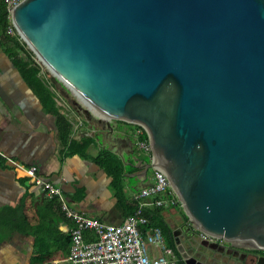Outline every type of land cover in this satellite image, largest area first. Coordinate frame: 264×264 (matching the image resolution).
Wrapping results in <instances>:
<instances>
[{"label": "water", "instance_id": "1", "mask_svg": "<svg viewBox=\"0 0 264 264\" xmlns=\"http://www.w3.org/2000/svg\"><path fill=\"white\" fill-rule=\"evenodd\" d=\"M13 18L103 131L145 129L197 230L264 250V0H22Z\"/></svg>", "mask_w": 264, "mask_h": 264}, {"label": "crops", "instance_id": "2", "mask_svg": "<svg viewBox=\"0 0 264 264\" xmlns=\"http://www.w3.org/2000/svg\"><path fill=\"white\" fill-rule=\"evenodd\" d=\"M69 108L73 115L72 118L69 115L73 139H92L88 158L68 156L63 150L55 118L43 110L12 57L0 44V210L23 203L35 217L34 225L40 227L34 236L15 233L8 241L0 242V264H32L37 254L47 257L44 264H62L67 262L70 246L69 220L61 214L50 213L46 196L7 158L36 167L38 175L62 190L71 207L106 224L119 225L126 216L113 195L112 178L92 160L100 149H108L122 161L123 185L128 198L151 183L148 171L152 168H146L145 155L135 144L134 126L112 121L113 133L108 132V139L101 136L98 139V128L89 117L81 119L74 112L76 107ZM168 211L163 212L165 220ZM173 236L175 239V229ZM35 238L41 240V247L35 246Z\"/></svg>", "mask_w": 264, "mask_h": 264}, {"label": "built area", "instance_id": "3", "mask_svg": "<svg viewBox=\"0 0 264 264\" xmlns=\"http://www.w3.org/2000/svg\"><path fill=\"white\" fill-rule=\"evenodd\" d=\"M21 2L22 0H6L8 20L6 34L17 37L26 45L16 29L13 18L14 10ZM33 61L39 70L38 75H45L42 62L37 56H34ZM127 124L134 126L133 137L137 148L148 158V163L156 164L157 159L145 129L136 124ZM144 132L147 139L140 140ZM6 160L31 180L47 199H56L62 215L71 223V244L66 260L68 264H178L172 249L166 247L161 230L154 227L146 228L148 219L144 215L145 209L153 207L169 209L179 206V200L160 167L152 168L153 182L132 195L136 210L121 224L112 225L89 218L71 207L62 190L38 175L36 167L24 166L9 158ZM87 234L93 239L86 241ZM199 239L202 242H218L217 238L203 232L199 234Z\"/></svg>", "mask_w": 264, "mask_h": 264}, {"label": "trees", "instance_id": "4", "mask_svg": "<svg viewBox=\"0 0 264 264\" xmlns=\"http://www.w3.org/2000/svg\"><path fill=\"white\" fill-rule=\"evenodd\" d=\"M7 25L8 20L6 13V0H0V44L12 57L19 74L28 85V87L33 91L35 96L38 98L41 106L43 107V110L55 118L58 137L63 150L67 153L68 156L78 155L81 158H88V149L92 139H73L70 119L66 114H62L60 112V107L57 106L55 84H53L50 79H47L45 75H38L39 70L34 64L33 53L29 49H26V45L24 43H21L17 37H11L6 34ZM59 97L62 98L61 95H59ZM70 107L72 108V106ZM74 112L80 114L76 110V108ZM146 139L147 135L144 132L140 140ZM92 160L95 164L104 169L106 174L112 178L111 187L117 203L121 206L126 217L131 215L136 210V204L133 199L128 198L125 193L123 185V163L120 158L110 152L108 149H100L96 156L92 158ZM145 161L146 163H148L149 160L147 157H145ZM46 207L49 208L50 213H58L62 215L60 206L56 199H48ZM176 209H178V207H176ZM164 211L165 209L163 208L155 207L145 209L144 215L148 219V225L146 226V228H159L162 232L166 247L172 249L175 257L178 260L177 263L184 264V261L182 260V257L175 243L173 229L164 218ZM183 216L185 221H187V217L184 214ZM33 218L35 217L29 214L28 208H26L23 203L13 208L5 207L1 209L0 242L3 243L8 241L9 238L15 233H20L24 236H34V234L38 232V228L40 227L39 225H34V222L32 221L34 220ZM86 236H88V234ZM86 236V241H90L93 239L90 236ZM68 244H71L70 236L68 237ZM37 245L41 247L43 243L40 239L35 238V246ZM249 253L264 256V251L261 250L252 249L249 250ZM46 258L47 257L43 254H37L32 258V264H44L46 262Z\"/></svg>", "mask_w": 264, "mask_h": 264}, {"label": "rangeland", "instance_id": "5", "mask_svg": "<svg viewBox=\"0 0 264 264\" xmlns=\"http://www.w3.org/2000/svg\"><path fill=\"white\" fill-rule=\"evenodd\" d=\"M26 49H29L26 44ZM30 50V49H29ZM32 52V51H31ZM33 53V52H32ZM34 56H36L33 53ZM41 63V62H40ZM41 65L44 67V74L47 77V79L51 78V74L48 72V70L45 68V65L41 63ZM61 84V85H60ZM55 84V91H56V99H57V106L60 107L61 111L66 114L69 118V115L72 118V114L68 111L70 106L76 107V110L80 113L79 117L81 119L87 118V116L83 113V105L80 102V100L76 97V95L69 91L62 83ZM64 88H63V87ZM59 95L62 96V98L59 97ZM86 117H83V116ZM90 121L99 129L103 131L104 124H98L97 118L95 115L89 114ZM106 131V128L104 129ZM16 168V167H15ZM149 174L151 172L152 176V169H149ZM151 182H153V179H151ZM171 209V210H170ZM169 210L167 212L166 220L172 225V229L174 231L175 229V242L177 245V248L181 249L183 247L184 252L187 253L188 258H194L197 262H204L206 260L215 259V262H219V264H264V256L260 255H254L253 253H249L250 249L249 246L238 244L237 246H231L230 244L223 242L222 240L218 239V242H202L199 239V234L201 233L199 230L196 229V227L192 224L191 221H189V218L187 214L184 211L183 206L179 202L178 209L176 208H169L165 209ZM183 214L187 217V221L183 218ZM187 226V229L185 231H191L193 230V236L191 237L189 234L188 236L184 235L183 230L181 229L182 226ZM248 252L247 254H245ZM183 258L182 260H184ZM241 259V260H240ZM211 261H208L209 264ZM62 264H68L67 262H63Z\"/></svg>", "mask_w": 264, "mask_h": 264}, {"label": "flooded vegetation", "instance_id": "6", "mask_svg": "<svg viewBox=\"0 0 264 264\" xmlns=\"http://www.w3.org/2000/svg\"><path fill=\"white\" fill-rule=\"evenodd\" d=\"M83 117H86L85 115L83 116ZM94 125V124H93ZM96 127V126H95ZM97 131V137H98V139H99V137L101 136V137H105V138H109V135H108V131L106 130V131H101V130H96ZM96 133V132H95ZM182 228V230H183V225L181 226ZM184 232V235L186 236H188V231H183ZM193 236V235H192ZM191 236V237H192ZM245 250H250V249H245ZM261 251H264V250H261ZM248 252H246L245 254H247ZM254 255H259V254H254ZM260 256H263V255H260ZM241 260V259H240Z\"/></svg>", "mask_w": 264, "mask_h": 264}, {"label": "bare ground", "instance_id": "7", "mask_svg": "<svg viewBox=\"0 0 264 264\" xmlns=\"http://www.w3.org/2000/svg\"><path fill=\"white\" fill-rule=\"evenodd\" d=\"M93 110H94L95 113H97V114H99V115H101V116H104L101 112H99V111H97V110H95V109H93Z\"/></svg>", "mask_w": 264, "mask_h": 264}]
</instances>
